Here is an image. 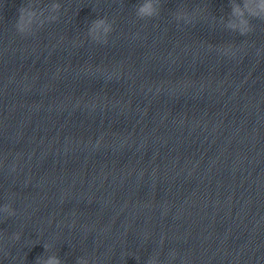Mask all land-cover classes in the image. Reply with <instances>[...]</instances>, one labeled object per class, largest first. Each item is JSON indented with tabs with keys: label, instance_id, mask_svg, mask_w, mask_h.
<instances>
[{
	"label": "clouds",
	"instance_id": "1",
	"mask_svg": "<svg viewBox=\"0 0 264 264\" xmlns=\"http://www.w3.org/2000/svg\"><path fill=\"white\" fill-rule=\"evenodd\" d=\"M55 7H59V5H56ZM19 16L16 22V28L18 32L21 34L25 33V27H24V20L25 16H31V13H26V9L24 6H22L19 10ZM245 12H247V18L242 19L241 23L244 25V27L240 28V35H246L252 30L251 27V19H259L264 20V0H244L243 7L233 4V14L239 15L241 17H244ZM138 15L140 17H153L155 15H158V11L156 8H154L152 0H145V3L142 4L138 9ZM185 16L184 13L178 14V19L183 18ZM104 21L100 20L96 22V27H99L101 24H103ZM234 28V25H230ZM107 31V29H106ZM0 211L7 213L9 216L14 215V211L11 209L10 205H4L3 208H0ZM16 239H19V235L16 234ZM45 250H47V245L45 246ZM36 264H61V261L59 257L53 255L49 256L47 258L44 257H37ZM78 264H86L85 261L79 260ZM149 264H152L151 261H149Z\"/></svg>",
	"mask_w": 264,
	"mask_h": 264
}]
</instances>
